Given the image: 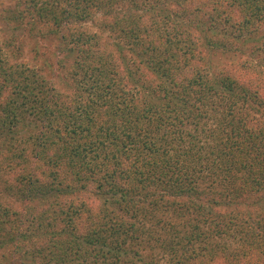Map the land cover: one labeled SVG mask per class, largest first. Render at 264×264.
Instances as JSON below:
<instances>
[{
	"label": "trees",
	"instance_id": "16d2710c",
	"mask_svg": "<svg viewBox=\"0 0 264 264\" xmlns=\"http://www.w3.org/2000/svg\"><path fill=\"white\" fill-rule=\"evenodd\" d=\"M21 2L0 11L3 255L264 264V0ZM24 35L64 56L20 61Z\"/></svg>",
	"mask_w": 264,
	"mask_h": 264
},
{
	"label": "rangeland",
	"instance_id": "374dc122",
	"mask_svg": "<svg viewBox=\"0 0 264 264\" xmlns=\"http://www.w3.org/2000/svg\"><path fill=\"white\" fill-rule=\"evenodd\" d=\"M16 1L17 0H0V11L3 9V7H10V9H11L14 5H16L15 4ZM21 1L22 2L20 4V7L23 6V0H21ZM94 17H95V21L94 22L89 21L86 24L87 26L90 27V29H93V30L98 29L101 26L100 22H101V19L103 18V17H101V14L99 12H96L94 14ZM2 27L5 28V32L6 33H10L11 32V27L9 25L2 26ZM39 42H41V44ZM22 44H24V46H23V53L24 54L19 57L20 61L23 62V60H26L27 63H30V64L33 63V65H35L34 62H36V67L39 64V62H43V60L48 57V54H51L53 52L52 50H57L55 48L56 47V40L53 39V38H48L46 40H44V39H42V40H40V39L32 40L31 38H28V37H26V35H24V42L22 41ZM35 45L38 46V51H39L38 53L40 55H38L37 58L33 59V57H34L33 54L34 53L32 51V48ZM57 51H59L57 53H60L59 56H57V59H59L60 57L64 56V53L61 54L60 50H57ZM55 57H56V54L52 57L53 60L55 59ZM69 60L67 61L68 63L66 62L67 63L66 66H69V64H70ZM50 63H51V59L49 60L48 64H50ZM52 67H55V65H53ZM46 70H47V67H44V70L42 71V73L46 72ZM55 70H56L57 73H59V75H61V72L64 71V70L62 71V70H59V69H55ZM1 183H2V185H0V203H4L6 201H9L10 197L7 194V192H4L5 190L3 189V181ZM6 186H7V183H6ZM5 255H3V250L0 249V264H23V258L19 255L18 251L17 252H9L8 251V252L5 253Z\"/></svg>",
	"mask_w": 264,
	"mask_h": 264
}]
</instances>
